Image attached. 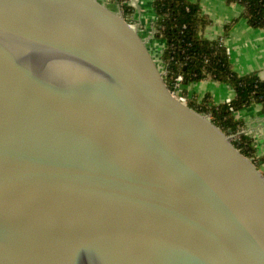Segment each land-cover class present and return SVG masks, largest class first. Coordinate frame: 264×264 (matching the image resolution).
I'll return each mask as SVG.
<instances>
[{
  "label": "water",
  "instance_id": "95a60500",
  "mask_svg": "<svg viewBox=\"0 0 264 264\" xmlns=\"http://www.w3.org/2000/svg\"><path fill=\"white\" fill-rule=\"evenodd\" d=\"M103 0H0V264H264V169L177 97Z\"/></svg>",
  "mask_w": 264,
  "mask_h": 264
},
{
  "label": "trees",
  "instance_id": "16d2710c",
  "mask_svg": "<svg viewBox=\"0 0 264 264\" xmlns=\"http://www.w3.org/2000/svg\"><path fill=\"white\" fill-rule=\"evenodd\" d=\"M118 1L125 15L133 11L130 0ZM225 2L238 4L242 8L239 18L246 19L252 28L264 31V0ZM153 8L157 15L156 35L165 41L160 57L167 68L168 81L180 75L182 87L205 80L228 84L234 96L225 103L216 104L209 94L201 99L187 90L182 89V94L190 105L209 114L224 131L230 130L238 149L264 169V155H256L254 140L243 133V121L236 118V113L252 104H259L264 112V77L257 72L239 74L225 46V37L237 19L225 25L222 35L208 40L202 32L210 20L202 13L197 0H154Z\"/></svg>",
  "mask_w": 264,
  "mask_h": 264
},
{
  "label": "crops",
  "instance_id": "0c3cea01",
  "mask_svg": "<svg viewBox=\"0 0 264 264\" xmlns=\"http://www.w3.org/2000/svg\"><path fill=\"white\" fill-rule=\"evenodd\" d=\"M103 1L108 2L115 10L123 11L118 0ZM197 1L202 13L210 20V23L203 29V36L208 40H213L224 33L226 24L237 19L224 41L230 62L241 75L257 72L261 77H264V31L252 28L246 19L239 18L242 8L236 3L227 4L225 0ZM153 2L154 0H130L133 11L126 15L133 22L139 24L145 36L152 34L150 31L155 29L156 13ZM162 41L153 36L151 45L156 44L155 51L158 54H161L165 47ZM187 91L189 94L197 95L200 99L209 94L216 104L230 101L234 96V92L228 84L213 80L192 83L188 86ZM236 118L243 121V133L254 140L256 155H264V112L262 107L259 104H252L240 110L236 114Z\"/></svg>",
  "mask_w": 264,
  "mask_h": 264
},
{
  "label": "built area",
  "instance_id": "2783aa9c",
  "mask_svg": "<svg viewBox=\"0 0 264 264\" xmlns=\"http://www.w3.org/2000/svg\"><path fill=\"white\" fill-rule=\"evenodd\" d=\"M169 83H170V86H171L174 94L177 97H179L183 101H188V98L182 94V83H183L182 76H180V75L176 76L172 81L170 80ZM234 138H235V135H234Z\"/></svg>",
  "mask_w": 264,
  "mask_h": 264
},
{
  "label": "rangeland",
  "instance_id": "374dc122",
  "mask_svg": "<svg viewBox=\"0 0 264 264\" xmlns=\"http://www.w3.org/2000/svg\"><path fill=\"white\" fill-rule=\"evenodd\" d=\"M156 20H157V15H156ZM154 28H155V27H154ZM141 30H142V29H141ZM142 31H143V30H142ZM150 32H152V34H150V35L148 34L146 37H150V39H149V40H151V41H150V42H151L150 44H152L153 36L157 37V35H156V34H157V30H156V29H154V30L152 29ZM150 32H149V33H150ZM142 33H143V32H142ZM143 35H144V34H143ZM144 36H145V35H144ZM151 37H152V38H151ZM157 38L160 39V40H162V39L159 38V37H157ZM155 42H156V41H155ZM162 42H164V44H165V41H164V40H163ZM154 44H155V43H154ZM151 46H152L154 49L156 48V44H155V45H151ZM182 89H183V90H188V86H183ZM190 95H191V94H190Z\"/></svg>",
  "mask_w": 264,
  "mask_h": 264
}]
</instances>
